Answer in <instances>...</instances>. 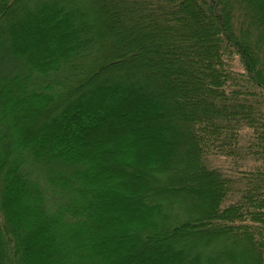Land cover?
Listing matches in <instances>:
<instances>
[{
  "label": "trees",
  "instance_id": "1",
  "mask_svg": "<svg viewBox=\"0 0 264 264\" xmlns=\"http://www.w3.org/2000/svg\"><path fill=\"white\" fill-rule=\"evenodd\" d=\"M0 264H264V0H0Z\"/></svg>",
  "mask_w": 264,
  "mask_h": 264
},
{
  "label": "rangeland",
  "instance_id": "2",
  "mask_svg": "<svg viewBox=\"0 0 264 264\" xmlns=\"http://www.w3.org/2000/svg\"><path fill=\"white\" fill-rule=\"evenodd\" d=\"M100 27L102 29H104L106 26L105 25H100ZM110 38V37H108ZM145 43V42H143ZM107 62L110 61V59H106ZM130 116H134V115H137V114H129ZM126 118V117H124ZM114 124L111 125L110 128L116 130L117 132H120V133H127V132H133V130H137L139 129L140 127H142V124L140 125H131V124H127L125 119H121V121L119 122H116L115 123V120L113 121ZM125 123L127 124V126L125 125ZM105 129H108L109 126H105L104 127ZM112 129L108 132H112ZM142 139H145V135H141ZM103 138V139H107V134L99 131L97 132V134L95 135V139L96 141H98V139L100 140V138ZM249 138V131L248 130H243L241 132V143L242 144H245V141ZM123 139L121 140H114V144H116L117 146H119V148L121 150H123L124 152H132V151H136V150H140V151H144L142 148H138L137 146H133V147H129V148H124L123 146ZM95 150L96 151H101V147H95ZM102 157L106 160L105 162V165L110 167V168H113V167H117V165L119 164V160L117 157H113L112 155L114 153H112V155H105L104 153H101ZM204 163L206 164L207 167L209 168H218V169H221L223 171H228L230 174H234L236 172V170L240 169V170H247L248 168L252 167L254 165V161L251 157H242V158H239L238 160L236 159H232L230 158L229 156L226 157L224 155H221V154H210V155H206L204 157ZM143 254V257L145 258V255H144V249H142L141 247L139 248ZM148 260V258H145Z\"/></svg>",
  "mask_w": 264,
  "mask_h": 264
}]
</instances>
